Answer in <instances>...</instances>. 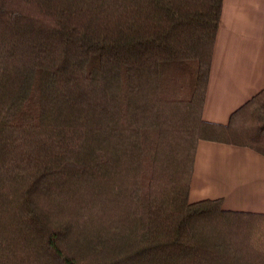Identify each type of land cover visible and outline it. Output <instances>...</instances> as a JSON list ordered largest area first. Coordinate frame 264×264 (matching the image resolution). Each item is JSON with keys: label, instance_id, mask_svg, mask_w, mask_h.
I'll return each mask as SVG.
<instances>
[{"label": "trees", "instance_id": "obj_1", "mask_svg": "<svg viewBox=\"0 0 264 264\" xmlns=\"http://www.w3.org/2000/svg\"><path fill=\"white\" fill-rule=\"evenodd\" d=\"M223 0H0V264H264V213L189 199L200 140L264 155V89L203 116Z\"/></svg>", "mask_w": 264, "mask_h": 264}, {"label": "crops", "instance_id": "obj_2", "mask_svg": "<svg viewBox=\"0 0 264 264\" xmlns=\"http://www.w3.org/2000/svg\"><path fill=\"white\" fill-rule=\"evenodd\" d=\"M203 116L226 124L264 89V0H223ZM189 199L221 198L228 210L264 213V155L200 140Z\"/></svg>", "mask_w": 264, "mask_h": 264}]
</instances>
